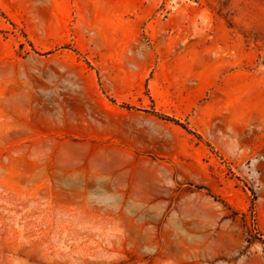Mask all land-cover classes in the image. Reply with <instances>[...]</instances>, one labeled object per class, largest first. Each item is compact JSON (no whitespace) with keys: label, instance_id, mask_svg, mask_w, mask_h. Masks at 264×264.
<instances>
[{"label":"rangeland","instance_id":"rangeland-1","mask_svg":"<svg viewBox=\"0 0 264 264\" xmlns=\"http://www.w3.org/2000/svg\"><path fill=\"white\" fill-rule=\"evenodd\" d=\"M0 264H264V0H0Z\"/></svg>","mask_w":264,"mask_h":264},{"label":"trees","instance_id":"trees-1","mask_svg":"<svg viewBox=\"0 0 264 264\" xmlns=\"http://www.w3.org/2000/svg\"><path fill=\"white\" fill-rule=\"evenodd\" d=\"M167 120H169V121H171L172 119H168V118H166Z\"/></svg>","mask_w":264,"mask_h":264}]
</instances>
